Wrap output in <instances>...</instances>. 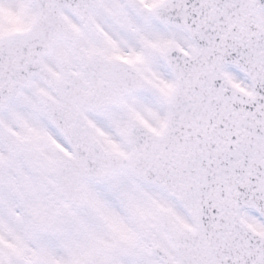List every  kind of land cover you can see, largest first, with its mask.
I'll return each mask as SVG.
<instances>
[{
	"label": "snow or ice",
	"instance_id": "1",
	"mask_svg": "<svg viewBox=\"0 0 264 264\" xmlns=\"http://www.w3.org/2000/svg\"><path fill=\"white\" fill-rule=\"evenodd\" d=\"M0 264H264V0H0Z\"/></svg>",
	"mask_w": 264,
	"mask_h": 264
}]
</instances>
